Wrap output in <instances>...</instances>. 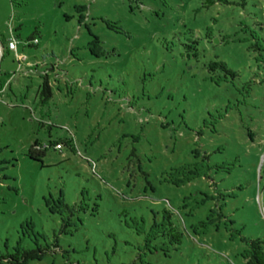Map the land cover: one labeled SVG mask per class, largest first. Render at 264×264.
Returning <instances> with one entry per match:
<instances>
[{
	"label": "rangeland",
	"instance_id": "obj_1",
	"mask_svg": "<svg viewBox=\"0 0 264 264\" xmlns=\"http://www.w3.org/2000/svg\"><path fill=\"white\" fill-rule=\"evenodd\" d=\"M226 1L0 0V255L20 238L35 249L28 223L53 243L62 221L45 200L73 205L83 192L98 214H81L77 232L27 264H245L247 241L264 242V0ZM197 37L200 59L184 60ZM210 59L237 78L216 85ZM246 82L249 98L234 107ZM36 141L42 162L28 156ZM187 164L201 177L164 181ZM163 208L183 244L139 259L125 221Z\"/></svg>",
	"mask_w": 264,
	"mask_h": 264
},
{
	"label": "trees",
	"instance_id": "obj_2",
	"mask_svg": "<svg viewBox=\"0 0 264 264\" xmlns=\"http://www.w3.org/2000/svg\"><path fill=\"white\" fill-rule=\"evenodd\" d=\"M216 2L228 4L226 0H206V3L210 6H213ZM83 10L86 11V9L82 7L78 9V11ZM105 25L108 26V24ZM213 38L214 37L212 35L207 33L203 37V40L209 45H213ZM28 41L30 43L33 42L34 44L38 43L33 37H31ZM93 41L94 44L97 43L96 38ZM199 43L200 38L197 37L195 40H190L183 44L181 57L184 60L195 59L196 62H198L201 55ZM91 54L98 58V56L94 54V51H91ZM204 66L209 73H215L219 71L223 75L221 80L215 81L216 85L226 81L228 78L231 80L237 78V73L229 69L228 66L222 61L210 59ZM209 80L213 81L211 78H209ZM50 91L51 90L48 86L47 80H45L42 85L41 96L45 97L46 95V97H50ZM236 91L242 97L243 101L242 103L238 102L236 105H234V107H238L241 104L245 105L251 91L250 83L246 82L241 88L236 89ZM229 109H232V105L228 104L225 107L224 115ZM213 133H215V131H213ZM250 133L251 132L247 130V136L252 139L253 134ZM50 145L54 146L51 143ZM45 153V145H42L37 141L34 142V144L28 150L29 158L36 162H42V158L45 156ZM130 157L136 158L135 153L132 152ZM204 158L207 159L206 156ZM133 162L134 160H129L130 164ZM261 171H264V164L262 165ZM166 174L168 178L164 179V181L176 187L190 184L195 179L201 177V171L195 164H187L177 168H172ZM89 201V197H86L85 193L83 192L81 193L79 200L73 205L66 204L62 199V194L56 201L52 202V204H54L53 206L50 205V202L45 200V206L47 207L48 212L53 215H58L62 221L58 233L55 234L53 243L47 244V242H45L44 245H41L37 238H40L43 241L46 239L44 238L43 234L35 230V227L32 223H28L25 226L28 230H30L31 235L35 237V249H23L21 247L22 239L20 238L16 248L14 249V254L0 255V261H6L8 264H27L29 261H41L49 247L54 249H58L60 247L59 237L61 235L77 232V223H80L78 225L82 224V219L79 217L81 214H87L89 212L98 214L97 210L99 205L94 204L91 207V205L88 204ZM94 213L90 214V216L93 217ZM128 216L129 214L126 208H123L118 214V217L122 218H126ZM151 218L152 219L148 220L147 223L143 218H132L131 223L125 221V226L128 229L133 230L136 235L140 237L141 241H139L136 249L138 257L140 259L142 256L147 257V255L154 256L160 254H162L164 257H170V253L178 251L180 246L183 244L186 230L180 225L175 213L171 209L163 208L160 212H153ZM202 224L203 223H200L201 226ZM192 229L195 232V228L193 227ZM23 236L28 237L29 235L27 236V233L23 232ZM242 257L245 260V264H264V242L259 239L248 240L247 250L244 252Z\"/></svg>",
	"mask_w": 264,
	"mask_h": 264
},
{
	"label": "built area",
	"instance_id": "obj_3",
	"mask_svg": "<svg viewBox=\"0 0 264 264\" xmlns=\"http://www.w3.org/2000/svg\"><path fill=\"white\" fill-rule=\"evenodd\" d=\"M8 50L14 52L17 55V42L15 40H10L8 42ZM17 59L20 61L22 58L17 56Z\"/></svg>",
	"mask_w": 264,
	"mask_h": 264
},
{
	"label": "crops",
	"instance_id": "obj_4",
	"mask_svg": "<svg viewBox=\"0 0 264 264\" xmlns=\"http://www.w3.org/2000/svg\"><path fill=\"white\" fill-rule=\"evenodd\" d=\"M12 52V51H11ZM14 53V52H13Z\"/></svg>",
	"mask_w": 264,
	"mask_h": 264
}]
</instances>
